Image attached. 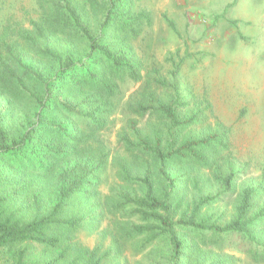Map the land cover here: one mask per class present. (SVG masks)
<instances>
[{
  "label": "trees",
  "instance_id": "1",
  "mask_svg": "<svg viewBox=\"0 0 264 264\" xmlns=\"http://www.w3.org/2000/svg\"><path fill=\"white\" fill-rule=\"evenodd\" d=\"M42 7V20L31 34L21 32L12 41L7 30L0 34V166L7 159L17 168L13 188L0 183V264H103L122 254L124 243L134 245L141 237H146L145 243L164 240L167 263L203 264L211 256L203 257L195 238L185 242L178 234L182 229L239 235L250 244L242 252L257 264L264 262V230L258 235L251 232L259 218L264 220V207L258 217L250 216L264 197L263 182L239 191L235 212L223 226L197 220L212 197L200 196L180 212L182 197L173 194L176 181L198 189L191 174L180 176L177 171L191 162L211 169L216 162L208 165L200 151L223 147V134L208 132L179 143L171 130L167 137L159 128L142 135L135 119L127 122L128 133L119 139L129 158L118 166L123 185L117 200L108 205L116 226L111 246L102 251L72 241L85 219L66 214V205L82 189L84 195L91 193L89 177L107 157L102 150L96 155L87 143L108 123L102 115L116 91L111 78L123 74L134 82L142 79L141 65L132 57L133 41L140 33V21L148 18L133 12L132 0H45ZM159 86L176 90L162 79L148 80L129 106L132 115L157 118L176 131L203 123L201 110L180 117L186 103L180 102L177 92L171 100L158 96ZM76 118L82 128L75 124ZM234 175L216 178L223 193L235 192ZM125 211L127 220L121 222L118 217ZM31 244L40 252L34 253ZM224 262L229 260L215 264Z\"/></svg>",
  "mask_w": 264,
  "mask_h": 264
},
{
  "label": "rangeland",
  "instance_id": "2",
  "mask_svg": "<svg viewBox=\"0 0 264 264\" xmlns=\"http://www.w3.org/2000/svg\"><path fill=\"white\" fill-rule=\"evenodd\" d=\"M171 1L135 0L133 3L132 0L133 12L148 18L140 21L143 22L140 33L133 41L132 57L141 65L142 79L134 82L123 74L111 78L110 84L116 85V91L106 107L107 114L102 115L106 116L108 123L95 132L93 139L87 143V148L94 149L96 155L102 150L107 157L89 177L91 185L89 183L87 186L88 189L91 187V193L84 195L85 189H82L65 208L66 214L80 215L85 219L83 226L73 234L72 241L88 249H109L111 231H116L108 205L110 200H117L116 195L123 185L118 166L129 155L121 147L119 139L122 134L128 133L127 122L130 119L137 120L142 135H149L153 129L159 128L167 137L166 133L171 130L179 143L204 137L208 132L223 134V147L211 146L200 151L206 156L208 165L216 162L211 169L191 162L186 166L182 164V169L177 171L180 176L191 174L198 182L197 190L190 182L185 185H182V181L174 183V196L182 197L180 212L192 200L197 203L200 196H210L212 203L199 210L197 220L207 219L206 224L223 226L233 216L236 196L244 186L253 184L257 187L261 181L263 185L260 188L264 190V101L259 102L260 106L256 105V99L260 101L264 92V36L259 35L256 27L257 22H264L258 10L262 6L252 11V8L249 10L250 6L247 9L243 4L238 8L233 3L226 5L229 0H186L176 10L171 7ZM44 3L45 0H0V34L7 30L11 41L21 32L31 34L34 25L42 20ZM246 16H251L255 22H251L250 18L244 19ZM167 20L172 22L174 29ZM173 72L176 73L174 77ZM155 78L175 85V92L172 88L159 86L157 93L171 100L177 92L180 102L186 103V107L178 113L180 117L191 115L193 110H201V116L205 119L203 123L198 121L195 125L176 131L168 128L169 124L157 121V118L140 119L132 115L129 106L135 101L136 92L148 80ZM242 87L248 92L243 91ZM75 124L82 128L80 118H76ZM64 166L61 175L68 164ZM0 169V183L13 188L15 165L12 166L6 159L1 161ZM230 173L235 174V192L223 193L216 178ZM20 185L16 181V187L20 188ZM263 207L264 197L250 216L258 217ZM127 212L119 215L121 222L127 220L123 217ZM262 230L264 220L259 218L251 232L258 235ZM178 234L185 242L195 238L194 243L203 250V257L211 256L203 264H215L221 259L229 260L228 264H257L242 252L250 244L240 240L239 235L225 236L213 230L199 234L183 229ZM262 237L259 236L260 239ZM145 238L135 240L134 245L133 241L124 243L126 250L122 254H115L106 263L170 264L167 263L169 253L164 240L145 243ZM143 244L142 248L137 249ZM31 245L34 253L40 252L38 245ZM180 264L192 262L184 260Z\"/></svg>",
  "mask_w": 264,
  "mask_h": 264
},
{
  "label": "crops",
  "instance_id": "3",
  "mask_svg": "<svg viewBox=\"0 0 264 264\" xmlns=\"http://www.w3.org/2000/svg\"><path fill=\"white\" fill-rule=\"evenodd\" d=\"M185 2H187L186 0H172L171 1V3H170V5H171V7H173L174 9H176V10H178L177 9V6H179V7H182V5L185 3ZM233 3V5L235 4L236 5V8H238L241 4H243L244 6H246V8L248 9L249 8V6H250V9L249 10H251V8H252V11L253 10H255V11H257L256 10V8L258 7V6H262V8L260 9V8H258V10H260V12L262 13V16L264 17V0H235V1H233L232 2V0H229L228 2H227V4L226 5H230V4H232ZM210 9V8H209ZM171 10H173V9H171ZM261 17V16H260ZM247 18H250L249 20H251V22L252 21H254L255 22V20L251 17V16H246L244 19H247ZM255 26V25H254ZM256 27L258 28V33H259V35L260 36H264V22H257V24H256ZM263 87H262V91H264V83H263V85H262ZM242 90L243 91H245L246 89L244 88V87H242ZM247 91V90H246ZM248 92V91H247ZM260 100V99H259ZM252 101L253 102H255L254 101V99H252ZM264 101V92H263V98L260 100V101H258V99H256V105H258V106H260V103L259 102H263Z\"/></svg>",
  "mask_w": 264,
  "mask_h": 264
}]
</instances>
